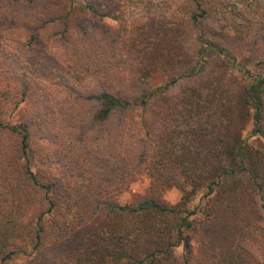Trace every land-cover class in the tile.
I'll return each mask as SVG.
<instances>
[{
	"label": "rangeland",
	"instance_id": "374dc122",
	"mask_svg": "<svg viewBox=\"0 0 264 264\" xmlns=\"http://www.w3.org/2000/svg\"><path fill=\"white\" fill-rule=\"evenodd\" d=\"M61 2L0 0V264H64L67 240L77 231L86 244L80 262L95 264L86 254L87 232L106 215L107 222H116L105 203L128 205L149 197L140 139L157 126L155 121L162 120V134L191 128L187 123L193 121L181 116L180 106L113 114L102 122L97 98L104 88L134 98L175 79L166 96L175 103L194 90L204 97L225 74V85L264 76V0ZM69 9L67 21L43 22L52 12ZM92 10L108 17L100 20ZM203 41L225 48L238 66L229 67V59L219 54L197 70ZM237 68L248 73L241 77ZM192 70L198 77L186 80ZM11 126L26 131L25 151ZM250 128L245 124L241 134L252 142ZM26 163L40 184H53L51 192L26 181ZM129 180L135 182L128 192L117 196ZM202 192L187 210L196 208ZM245 193L243 210H223L215 220L214 215L209 220L202 213L193 216V229L164 264H264V212ZM68 197L80 206L67 207ZM159 197L172 205L180 193L173 189ZM36 234L40 246L34 250ZM115 242L113 236L108 250L116 253Z\"/></svg>",
	"mask_w": 264,
	"mask_h": 264
},
{
	"label": "trees",
	"instance_id": "16d2710c",
	"mask_svg": "<svg viewBox=\"0 0 264 264\" xmlns=\"http://www.w3.org/2000/svg\"><path fill=\"white\" fill-rule=\"evenodd\" d=\"M52 1L55 6L63 4L61 0ZM69 11L71 9L64 14L52 12L43 22L49 25L67 21ZM92 11L100 20L107 16L99 14L97 10ZM199 44L202 52L197 70L219 54L229 59V67L238 66L235 64V56L230 55L225 48L211 41ZM197 70L190 71L184 78L193 81L198 77ZM227 70V67H223V72ZM236 71L241 73V77L248 73L243 72L242 68H237ZM225 75L218 77L215 86L204 97L193 89L198 94L193 92L186 96V93H182V97L175 103L166 98L169 89L177 82L175 79L154 86L149 91L143 90L139 97L114 94L109 92V88H104L98 95L101 106L99 118L102 122L113 114L125 116L149 109L176 110L178 106L184 110L181 116H187L193 122L187 123L191 128L185 132L174 127L173 131L162 134V120L155 121L157 126H153L150 133L145 132L146 138L140 139L145 153H142L144 157L139 160L145 165L149 197L128 205L111 204L110 201L105 203L107 213L113 215L116 222H107L106 215L99 226L95 225L92 231L87 232L89 239L86 254L95 259V264H164L165 261L172 260V249L184 242L185 233L193 229V216L202 213L209 220L214 215L215 220L223 210H243L248 205L246 191L253 204L264 212V146L261 142L264 139V76L246 83L235 79L231 85H225ZM248 123L251 124L249 138L252 142L244 139L241 134ZM11 127V131L21 135L25 151L28 148L26 131L22 127ZM124 129L125 124L121 126L120 132L123 133ZM180 138L183 139L182 142L176 140ZM173 140L176 142L173 143ZM147 148L151 149L150 154L147 153ZM24 171L26 181L31 186L33 184L37 190L45 193L52 191L53 184L43 186L37 181L29 163L25 164ZM134 182L135 180L125 182V186L117 189V196L128 192ZM173 189L178 190L180 199L178 203L170 205L159 196ZM200 190L203 192L196 208L187 210V203ZM214 197L218 198L216 203H213ZM64 204L70 208L80 206L70 197ZM49 206L54 205L49 202ZM37 220L41 221V216ZM4 230L8 232L7 227ZM113 236L116 242L111 245L117 246L116 253V250H108L111 243L109 240ZM74 238L67 240L69 254L62 258L64 264H82L80 251L86 246L83 234L77 231ZM34 239L32 248L36 250L40 246L39 235L36 234ZM172 239L175 241L172 242ZM12 253H8L3 259H8ZM21 253H25L24 250ZM106 259L109 261L106 262Z\"/></svg>",
	"mask_w": 264,
	"mask_h": 264
}]
</instances>
